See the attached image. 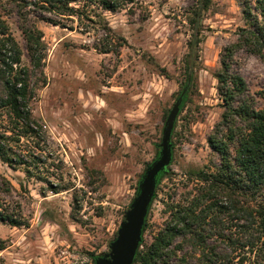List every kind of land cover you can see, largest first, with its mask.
<instances>
[{"label": "rangeland", "instance_id": "obj_1", "mask_svg": "<svg viewBox=\"0 0 264 264\" xmlns=\"http://www.w3.org/2000/svg\"><path fill=\"white\" fill-rule=\"evenodd\" d=\"M242 1L212 0L204 12L192 86L176 119L172 162L148 210L143 245L163 225L166 203L180 198L187 170L218 161L207 143L222 112L214 73L222 48L245 24ZM196 3L134 0L123 9L104 11L96 21H106L125 40L117 54L94 48L102 35L91 24L82 31L76 23L70 30L36 20L46 54L44 82L38 80L31 107L45 124L53 152L44 175L58 182L61 174L71 188L53 193L48 182L0 161V174L17 189L30 220L25 227L0 221V264H94L95 256L109 251L142 172L157 155L155 144L185 81L187 20ZM7 11L1 7L0 15L22 49L23 63L30 65L21 31ZM239 57L240 72L261 105L264 62L245 52Z\"/></svg>", "mask_w": 264, "mask_h": 264}, {"label": "trees", "instance_id": "obj_2", "mask_svg": "<svg viewBox=\"0 0 264 264\" xmlns=\"http://www.w3.org/2000/svg\"><path fill=\"white\" fill-rule=\"evenodd\" d=\"M133 1L0 0V8L15 17L30 62L23 63L22 49L0 15L1 162L20 168L29 178L48 182L53 193L71 188L61 174L56 178L58 182H50L44 175L53 152L47 145L45 124L35 118L31 107L38 80L44 82L40 76L46 54L36 20L70 30L74 23L82 31L91 25L97 27L102 38L94 48L117 54L124 38L115 34L106 21L102 24L96 19H101L104 11L123 9ZM211 1L197 0L189 10L186 78L179 92L188 78L190 81L180 111L192 86L202 19ZM242 6L245 24L236 32L235 40L222 48L220 67L214 73L222 112L207 143L218 161L187 170L180 198L166 203V218L152 241L143 245L142 236L143 246L133 264H264V103L257 104L240 72L239 61V54L245 52L264 62V0H243ZM155 146L158 152V143ZM168 169L159 174L156 189ZM17 196V189L0 174V221L25 227L30 220ZM43 215L50 217L46 212Z\"/></svg>", "mask_w": 264, "mask_h": 264}, {"label": "water", "instance_id": "obj_3", "mask_svg": "<svg viewBox=\"0 0 264 264\" xmlns=\"http://www.w3.org/2000/svg\"><path fill=\"white\" fill-rule=\"evenodd\" d=\"M189 81L190 78L168 110L161 139L158 142L157 155L144 168L138 181L136 193L120 221L116 236L109 243V251L95 256L94 264H133L135 255L141 246L143 228L154 199L158 176L161 172L166 171L172 162V131Z\"/></svg>", "mask_w": 264, "mask_h": 264}]
</instances>
